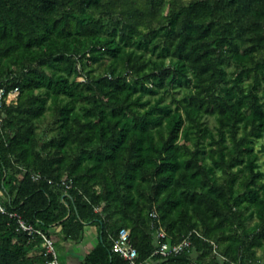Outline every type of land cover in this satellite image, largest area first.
Segmentation results:
<instances>
[{"label":"trees","instance_id":"16d2710c","mask_svg":"<svg viewBox=\"0 0 264 264\" xmlns=\"http://www.w3.org/2000/svg\"><path fill=\"white\" fill-rule=\"evenodd\" d=\"M175 1L163 14L162 0H0V83L19 87L16 104L0 111V197L48 236L59 225L77 241L84 225L97 223L98 243L82 264H128L111 250L120 228L130 230L138 259L148 258L157 245L153 210L169 242L196 229L236 263L252 264L243 253L264 239L252 144L264 136V62L253 54L264 56V0ZM106 16H119L111 29ZM224 47L237 55L229 85ZM105 53V72L86 70ZM243 76L251 78L247 89ZM168 79L187 85L183 99L152 100L159 90L169 94ZM47 111L59 132L41 143L36 121ZM204 115L216 116V135ZM64 177L68 190L55 184ZM253 215L258 223L240 236ZM191 239L187 252L153 256V264H229ZM34 242L0 213V264H45L42 248L29 253Z\"/></svg>","mask_w":264,"mask_h":264},{"label":"rangeland","instance_id":"374dc122","mask_svg":"<svg viewBox=\"0 0 264 264\" xmlns=\"http://www.w3.org/2000/svg\"><path fill=\"white\" fill-rule=\"evenodd\" d=\"M189 1L191 0H176L175 5H178V3L180 2L188 3ZM143 2L144 0H137V4L140 6H142ZM157 8L160 12L165 14L169 8L168 0H162L161 5L157 4ZM118 17L119 16H112V17L106 16L104 18V24H106L108 28L111 29L113 27L114 22L116 21ZM246 49H247L246 44L245 45L243 44L241 46V50H246ZM147 54L148 53H146V55ZM253 54L256 58H259L260 60L264 62V56L261 51L254 49ZM221 58H222V66L225 69L226 78L228 79L225 84L229 85L231 77H234L236 73L237 55L236 53L229 51L226 49V47H224L222 49ZM110 62H111L110 56L105 53L101 55V59L99 61H93L90 65L86 66V70L91 71L94 74H102L103 72H105V68L109 65ZM165 64L166 65L169 64V59L165 60ZM11 68H12V65L9 66L8 70H10ZM73 79L78 81L81 78L74 74ZM250 80H251L250 77H246V76L242 77L241 81H242L244 88L246 89L248 88L246 85L250 82ZM165 86L170 89L169 94L159 90L158 94L153 95L151 97L149 96V97L152 100H154L157 96L161 95L163 103H168V100H170V96H175L176 100H182L184 97V94H186V92L189 90V88L187 87L185 83H182L181 85L173 86V81L170 79L165 81ZM37 92H40V91H37ZM145 98H147V96H144V99ZM202 123L214 135H216L218 122H217V118L215 115H204L202 117ZM58 132H59V120L57 116L50 113V111H47L42 117H40L36 121V134L39 140L41 141V143L47 142L49 139L53 137H57ZM206 141L207 140L200 141V144L203 145L205 144ZM252 144H253L254 152L257 153L258 167L256 168V170H260L262 172V176L260 180L264 183V136L253 139ZM233 170H235V168ZM219 174H220V171H217L216 175H219ZM248 212L249 211H245V214L247 215ZM108 222L109 224H111V226H113V224H118V222L114 218L110 219ZM256 223H258V218L255 215L247 217L244 223V230H239L240 236H245V234L249 232L250 229L254 228ZM225 232L226 234L229 233L227 229L225 230ZM231 232L233 233V230ZM52 239L55 243L57 257L59 261H62L65 255L64 248L59 242L55 240V238L52 237ZM228 241H229L228 239H224L223 243L221 242L220 245L223 246ZM198 256L199 255L194 252L191 253L192 260L195 262L201 260V258ZM242 258L245 259L246 261L251 262L252 264H264V239L262 240L261 245L254 246L249 251H244ZM203 259L209 260L208 257H203Z\"/></svg>","mask_w":264,"mask_h":264},{"label":"built area","instance_id":"2783aa9c","mask_svg":"<svg viewBox=\"0 0 264 264\" xmlns=\"http://www.w3.org/2000/svg\"><path fill=\"white\" fill-rule=\"evenodd\" d=\"M89 56V54H86ZM78 64V68H79ZM81 79L79 82H84L85 78L81 75H77ZM19 96V87L17 85L12 86L11 88H6L4 85L0 83V111L3 112L4 108L16 104ZM3 120V113L0 115V124ZM45 177H42L39 173H34L32 175V179L35 181H39ZM47 182L50 184L55 183L51 179H47ZM57 187L63 188L64 190H68L72 186V181L68 178H62L57 183H55ZM6 198L3 196L0 197V213L7 216L10 219H13L16 224V231L22 234H25L29 237L30 240L40 239L41 248L43 250V255L47 258L45 264H59L55 243L51 236H48L38 227L29 224L24 218L16 211H10L5 206ZM97 210V208H95ZM150 230L154 233V238L157 242V245L151 255L144 259H138V252L132 246L130 242V230L127 228H120L116 234V237L113 240L111 250L112 252L118 254L124 260L128 262V264H153V256H160L161 258H166L168 256L177 255L180 253L187 252L192 245V236L200 237L205 242H207L210 247L212 254L216 255L221 261L227 262L229 264H240L233 262L221 255L218 251L216 243L211 240L203 237L200 232L196 229H192L187 235H185L179 242L171 243L167 240L166 231L160 224L158 223V215L156 211L150 212ZM250 264V263H245Z\"/></svg>","mask_w":264,"mask_h":264},{"label":"crops","instance_id":"0c3cea01","mask_svg":"<svg viewBox=\"0 0 264 264\" xmlns=\"http://www.w3.org/2000/svg\"><path fill=\"white\" fill-rule=\"evenodd\" d=\"M51 237L59 242L65 251L64 258L59 264H82L86 255L98 243L100 228L97 223L84 225L80 239L77 241L66 240L61 232L59 225H53L48 228ZM41 249V243L34 242L29 248V253L38 252Z\"/></svg>","mask_w":264,"mask_h":264},{"label":"water","instance_id":"95a60500","mask_svg":"<svg viewBox=\"0 0 264 264\" xmlns=\"http://www.w3.org/2000/svg\"><path fill=\"white\" fill-rule=\"evenodd\" d=\"M66 217H67V216H66ZM66 217H65V218H66ZM65 218H64V219H65ZM60 222H61V220L59 221V223H60Z\"/></svg>","mask_w":264,"mask_h":264}]
</instances>
